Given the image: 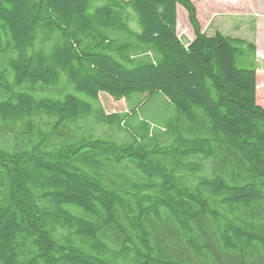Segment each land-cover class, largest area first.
<instances>
[{
  "label": "trees",
  "instance_id": "trees-1",
  "mask_svg": "<svg viewBox=\"0 0 264 264\" xmlns=\"http://www.w3.org/2000/svg\"><path fill=\"white\" fill-rule=\"evenodd\" d=\"M259 70L192 0H0V264H264Z\"/></svg>",
  "mask_w": 264,
  "mask_h": 264
},
{
  "label": "rangeland",
  "instance_id": "rangeland-1",
  "mask_svg": "<svg viewBox=\"0 0 264 264\" xmlns=\"http://www.w3.org/2000/svg\"><path fill=\"white\" fill-rule=\"evenodd\" d=\"M192 2L196 8L201 31L211 34L218 30L230 36L252 39L256 45L260 66L264 68V0H192ZM177 11L179 12L177 35L191 40L193 31L187 14L180 5L177 6ZM257 73V98L264 104V70ZM99 99L106 114L126 111L129 106L125 101H114L103 95H100ZM171 112L163 97L158 95L138 110L133 121L146 120L155 128L161 129ZM94 131L99 135L123 139L121 132L105 123L96 122Z\"/></svg>",
  "mask_w": 264,
  "mask_h": 264
}]
</instances>
